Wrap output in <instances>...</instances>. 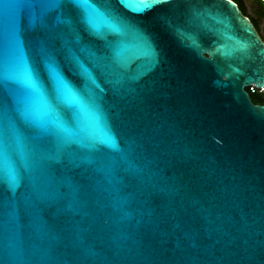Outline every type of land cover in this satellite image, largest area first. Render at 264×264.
Segmentation results:
<instances>
[{"label": "water", "instance_id": "obj_1", "mask_svg": "<svg viewBox=\"0 0 264 264\" xmlns=\"http://www.w3.org/2000/svg\"><path fill=\"white\" fill-rule=\"evenodd\" d=\"M62 2L33 27L19 13L33 0H0V24L16 20L53 103L61 74L101 123L58 107L79 141L58 153L34 124L55 117L25 106L0 61V172L18 177H0V264H264V104L246 90H264V41L250 18L233 0H89L104 14L90 10L93 28Z\"/></svg>", "mask_w": 264, "mask_h": 264}, {"label": "snow or ice", "instance_id": "obj_2", "mask_svg": "<svg viewBox=\"0 0 264 264\" xmlns=\"http://www.w3.org/2000/svg\"><path fill=\"white\" fill-rule=\"evenodd\" d=\"M162 3H167V0H133L131 4L126 5L134 12H143L148 8ZM73 5L85 9L86 21L89 26L93 28L94 26L90 22V10L104 15L92 7L89 0H70L68 6ZM63 7H65V4L62 0H58L54 8H49L45 0H33V7L21 9L19 13L28 11L32 26L42 27L50 13L59 11ZM33 8L37 10L36 14L33 13ZM111 20L113 21V28H117L115 24L119 21L115 20V18H111ZM13 52L16 54L12 55ZM44 59L47 71L48 65H51L52 72L60 74L58 66L51 56L45 55ZM0 61H2L6 73L13 67L18 72V85L23 89L26 107L33 108L37 107L38 104L42 105L51 116L55 117L56 109L66 106L78 117L89 120L97 125L101 123L100 117L95 112L93 106L87 102L83 95L61 74L62 84L58 94L59 100L57 103H53L52 98L49 97L44 86L41 84L36 69L30 65L28 59L24 55L19 28L15 19L11 21L6 19L0 24ZM34 124L44 132L56 137L58 153H62L64 147L70 143H79V141L74 138L71 129L60 121L58 117L51 118L47 123H42L37 115ZM102 142L110 143L111 137L105 136ZM0 177H2L8 185L12 182H18L16 174L5 168L0 172Z\"/></svg>", "mask_w": 264, "mask_h": 264}, {"label": "trees", "instance_id": "obj_3", "mask_svg": "<svg viewBox=\"0 0 264 264\" xmlns=\"http://www.w3.org/2000/svg\"><path fill=\"white\" fill-rule=\"evenodd\" d=\"M237 3L240 10L250 18L253 22L255 28H259L258 22L264 20V2L262 0H254L253 4L249 7L245 4V0H233ZM248 94L253 103L264 104V90L254 89L251 91L249 88H246Z\"/></svg>", "mask_w": 264, "mask_h": 264}, {"label": "rangeland", "instance_id": "obj_4", "mask_svg": "<svg viewBox=\"0 0 264 264\" xmlns=\"http://www.w3.org/2000/svg\"><path fill=\"white\" fill-rule=\"evenodd\" d=\"M254 0H245V4L249 7L251 4H253ZM259 28L264 31V20H260L258 22Z\"/></svg>", "mask_w": 264, "mask_h": 264}, {"label": "flooded vegetation", "instance_id": "obj_5", "mask_svg": "<svg viewBox=\"0 0 264 264\" xmlns=\"http://www.w3.org/2000/svg\"><path fill=\"white\" fill-rule=\"evenodd\" d=\"M256 30H257L259 36H260V37L262 38V40L264 41V31H263L262 29H260V28H257ZM254 104H257V103H254Z\"/></svg>", "mask_w": 264, "mask_h": 264}, {"label": "built area", "instance_id": "obj_6", "mask_svg": "<svg viewBox=\"0 0 264 264\" xmlns=\"http://www.w3.org/2000/svg\"><path fill=\"white\" fill-rule=\"evenodd\" d=\"M249 89H250L251 91H254L255 87L251 86V87H249Z\"/></svg>", "mask_w": 264, "mask_h": 264}]
</instances>
